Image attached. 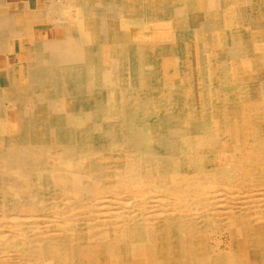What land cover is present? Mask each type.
<instances>
[{"label":"bare ground","instance_id":"bare-ground-1","mask_svg":"<svg viewBox=\"0 0 264 264\" xmlns=\"http://www.w3.org/2000/svg\"><path fill=\"white\" fill-rule=\"evenodd\" d=\"M0 264H264V0H0Z\"/></svg>","mask_w":264,"mask_h":264},{"label":"rangeland","instance_id":"rangeland-1","mask_svg":"<svg viewBox=\"0 0 264 264\" xmlns=\"http://www.w3.org/2000/svg\"><path fill=\"white\" fill-rule=\"evenodd\" d=\"M223 238L227 239V237L225 235H222ZM226 243L221 244V246H218L219 248H223L225 246Z\"/></svg>","mask_w":264,"mask_h":264}]
</instances>
